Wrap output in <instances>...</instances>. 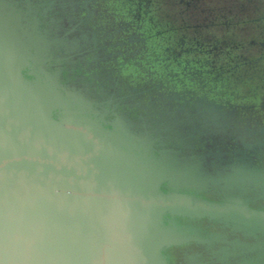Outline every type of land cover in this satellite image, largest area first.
Instances as JSON below:
<instances>
[{
    "label": "water",
    "instance_id": "95a60500",
    "mask_svg": "<svg viewBox=\"0 0 264 264\" xmlns=\"http://www.w3.org/2000/svg\"><path fill=\"white\" fill-rule=\"evenodd\" d=\"M0 264H264V0H0Z\"/></svg>",
    "mask_w": 264,
    "mask_h": 264
}]
</instances>
